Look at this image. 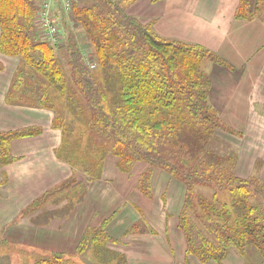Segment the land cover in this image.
I'll return each mask as SVG.
<instances>
[{
	"label": "trees",
	"instance_id": "1",
	"mask_svg": "<svg viewBox=\"0 0 264 264\" xmlns=\"http://www.w3.org/2000/svg\"><path fill=\"white\" fill-rule=\"evenodd\" d=\"M136 1L74 4L70 22L64 11L57 21L63 42L53 45L39 40L35 0H0V52L20 61L9 99L21 84L31 96L19 102L56 111L53 125L62 131L58 155L90 179L100 176L111 155L125 173L138 162L147 165L137 184L146 194L155 169L184 183L179 228L186 255L202 264H222L233 248L245 264H253L248 251L264 262V182L239 177L236 163L226 166L227 159L217 160L207 144L219 138L216 130L226 128L209 103L210 79L202 64L206 59L226 63L204 47L160 36L151 23L128 13ZM251 1L239 0L235 17L264 22L259 14L264 0ZM56 98H61V114L54 108ZM70 129L76 131L73 139ZM17 135H3L0 142ZM195 185L228 191L235 198L216 205L213 197L205 207L201 200L193 201ZM108 240L103 226L89 227L76 255L87 242L97 246ZM32 256L31 264H80L64 254Z\"/></svg>",
	"mask_w": 264,
	"mask_h": 264
},
{
	"label": "crops",
	"instance_id": "2",
	"mask_svg": "<svg viewBox=\"0 0 264 264\" xmlns=\"http://www.w3.org/2000/svg\"><path fill=\"white\" fill-rule=\"evenodd\" d=\"M238 4L138 0L128 10L163 38L199 45L226 63H214L222 69L206 70L208 99L222 121L239 123L236 131L256 119L264 121V24L236 18ZM0 64V137L19 134L0 142V245L74 255L87 229L103 226L111 243L118 245L111 250L134 244L151 251V262L139 264H193L197 259L186 255L179 228L182 184L170 178L163 182L157 169L146 194L137 184L147 165L138 162L137 170L125 173L113 156L104 162L100 176L90 179L59 157L62 131L54 127L51 109L19 102L28 95L21 84L9 99L19 58L0 52ZM127 251V258L134 256ZM83 254L79 259H86ZM0 264H8L4 253ZM222 264L245 263L229 252Z\"/></svg>",
	"mask_w": 264,
	"mask_h": 264
},
{
	"label": "rangeland",
	"instance_id": "3",
	"mask_svg": "<svg viewBox=\"0 0 264 264\" xmlns=\"http://www.w3.org/2000/svg\"><path fill=\"white\" fill-rule=\"evenodd\" d=\"M61 1L62 0H55L54 4L52 5L51 11H50L52 17L56 21H58V20L61 21V19L64 16V14L62 13L63 11H62V2ZM84 1L85 0H79V1L77 0V2L74 4H77L78 6L82 7L85 3ZM251 2L254 4L255 0H252ZM133 5L131 7H133ZM70 14H68L66 16V19H69V22H70ZM259 14H260L261 18L264 19V9H262V11H260ZM257 19H258V17H257ZM257 19H253V20H257ZM258 21H260V20H258ZM260 22L264 24V22H262V21H260ZM70 24H68V25L70 26ZM73 25H75V24L72 23V27H73ZM78 31L81 34L82 30L79 29ZM76 32H77V30H76ZM56 49H58V48H56ZM84 49H86L85 50L86 54L90 52L89 48L84 47ZM57 53H59V56L62 58L63 54L60 51H57ZM89 60H92V59H89V57H88V62H89ZM214 63H216V62L209 61L206 59L203 61L202 68H204L205 72H206V70L208 72H210L213 69H222V68H219ZM90 64H92L91 67H94L93 64H95V63L90 62ZM62 66H64V68H66V66L64 64H62ZM207 76H208V74H207ZM30 80L31 79H29L28 81H30ZM30 94L31 93L29 92L28 93L29 97L31 96ZM51 94L52 95L50 97L54 98V94H56V93H53L51 90ZM29 99H31V98H29ZM59 99H61V98H56L54 100V104H55L54 108L57 110V112L59 114H61V109H62L61 105L62 104H59ZM34 100H36L35 97L32 98V101H34ZM60 103H61V101H60ZM215 111L219 115V113L216 109H215ZM55 112H54V116H55ZM64 117H65V115H64ZM218 117L221 120L220 115ZM66 118H67V121H69V117H65V119ZM221 122H222L223 126H225L226 129L216 130V134L218 135L219 138L218 139H209L208 143H207L209 146V149L213 151L214 156L217 155L216 156L217 160L220 159L221 161L227 159L226 166H230V165L236 163V167H237V165L239 163L238 169L236 168V173L239 177L250 178L253 176L254 179H258V180H260V182H264V130L260 131L258 129V127H262L264 129V121L263 120L259 121V119H256L253 122H249L247 128H245V126H243L244 127V128H242L243 130H239V131H236V129L234 128V127H236V125H239V123L234 122V121L224 122L222 120H221ZM73 123H74V119L72 117L71 124H73ZM70 130L71 131L69 132V135L73 139V137L76 134V131H73L72 129H70ZM240 131H243V132H240ZM70 142H71V145H73L72 141H70ZM110 157H112V156L110 155ZM107 160L108 159L106 158L105 161H107ZM115 161L117 164V159ZM133 167H135L134 168V171H135V170H137L138 165L137 166L134 165ZM118 169H119V167H118ZM155 170H157V169H155ZM160 171H162V174L158 175V177L160 179L164 180L165 178H170V179L177 180L176 178L171 176L168 172H166L164 170H160ZM84 174H86V173H84ZM86 175H88V174H86ZM155 176H156V173H152V177L154 178ZM152 177H151V179H152ZM151 179L149 181L150 186H151ZM177 181H179V180H177ZM163 182H165V180ZM179 182L182 184L181 186L183 189V196H184L183 205H184L185 196H186V187H185L184 183H182L181 181H179ZM193 196L195 197V199H193L194 202L195 201L199 202L201 200L204 203L205 207H208V204L214 199L213 197H216V202H215L216 205H221L223 203H229L230 204L231 201H233L235 198L228 191H222V190L219 191V190H216L214 187H209V186H204V185H197V186L195 185V188L193 191ZM249 204H250V202H249ZM183 205H182V208H183ZM111 242H112L111 239H109L108 241H104L103 243L97 244V246H94V244H90L89 242H87V246L85 247V251L83 252L84 254L82 253L86 258L84 260L79 259L80 255H76V253L74 255H68V256H70V257L72 256V258L74 257V259H76L78 262H80V264H139V263L151 262L150 261L151 260L150 257L152 255L151 251H149V249H148V251L141 250L142 245L140 246L141 248L138 249L136 247L137 245L131 244L132 246H129V248H127V247H125V246H127V244H125V246L122 245V247H120L123 251H118V252H120V253H118L117 251H113V249L111 250V248H110L111 246H113V247L118 246V245H114V243H111ZM150 244L151 243L147 244L148 248H150ZM107 246H109V248ZM127 250L129 251V253H128L129 255L132 254L134 256L127 258L126 254L124 253V251H127ZM229 252H232V254L236 255L237 257L240 256V255H238V252H236V250L233 248L231 250H229ZM229 252H228V255H229ZM1 253H4L7 255L8 264H29V263L31 264L36 259L32 255H34L35 257H42V256L47 257L49 255L47 250L40 251V252L37 251V252L32 253L31 251H28V250H20L19 247H13V246L4 247V245H0V254ZM141 253H142V255H141ZM137 255H139V256L141 255L140 258H137ZM248 256L251 257V261L253 262V264L259 262L260 260L262 261V259L258 258L257 256L254 257L253 251H248ZM208 263L214 264L215 262L210 261ZM193 264H201V263L199 261L197 262V260H195L193 262Z\"/></svg>",
	"mask_w": 264,
	"mask_h": 264
},
{
	"label": "built area",
	"instance_id": "4",
	"mask_svg": "<svg viewBox=\"0 0 264 264\" xmlns=\"http://www.w3.org/2000/svg\"><path fill=\"white\" fill-rule=\"evenodd\" d=\"M37 15L35 24L37 26V35L39 40L53 45H60L64 40L61 27L51 15V8L55 0H35ZM79 1V0H78ZM62 11L66 15L70 14L72 7L77 0H62Z\"/></svg>",
	"mask_w": 264,
	"mask_h": 264
}]
</instances>
